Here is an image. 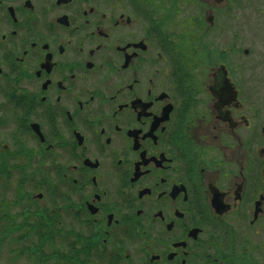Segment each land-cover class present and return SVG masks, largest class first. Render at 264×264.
<instances>
[{"label":"flooded vegetation","instance_id":"obj_1","mask_svg":"<svg viewBox=\"0 0 264 264\" xmlns=\"http://www.w3.org/2000/svg\"><path fill=\"white\" fill-rule=\"evenodd\" d=\"M244 12L0 0V255L43 227L49 264H264V57L239 45Z\"/></svg>","mask_w":264,"mask_h":264},{"label":"rangeland","instance_id":"obj_2","mask_svg":"<svg viewBox=\"0 0 264 264\" xmlns=\"http://www.w3.org/2000/svg\"><path fill=\"white\" fill-rule=\"evenodd\" d=\"M245 3V28L241 32L239 45L242 48H249V61L257 60L264 57V12L258 9L262 7L264 10V0H241ZM235 31L229 32V44H232ZM233 35V36H232ZM224 45L225 47H228ZM264 60V58H262ZM264 71V64L261 68ZM262 90H264V78L262 79ZM14 193L7 194L8 198H12ZM14 211V210H13ZM40 238L37 240L30 238L27 241L23 239L18 242L17 239H9L8 244L0 255V264H49V259L53 252V248L48 241L39 247ZM7 240H5V244Z\"/></svg>","mask_w":264,"mask_h":264},{"label":"trees","instance_id":"obj_3","mask_svg":"<svg viewBox=\"0 0 264 264\" xmlns=\"http://www.w3.org/2000/svg\"><path fill=\"white\" fill-rule=\"evenodd\" d=\"M7 197V196H6ZM7 206V205H6ZM5 212V211H4ZM3 212V213H4ZM5 214H7V212H5ZM39 227V226H38ZM47 230L48 229H45V228H40L39 229V233L41 232V231H44V233H41V235H40V244H39V247L41 246V245H43V243L44 242H47V241H49L51 238L50 237H48V235L46 234V232H47ZM6 239H4V238H0V244H2L4 241H5Z\"/></svg>","mask_w":264,"mask_h":264}]
</instances>
